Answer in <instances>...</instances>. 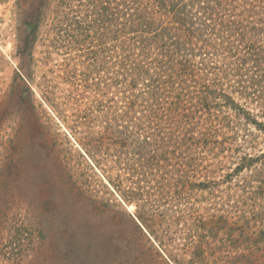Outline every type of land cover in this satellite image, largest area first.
<instances>
[{
  "label": "rangeland",
  "instance_id": "rangeland-1",
  "mask_svg": "<svg viewBox=\"0 0 264 264\" xmlns=\"http://www.w3.org/2000/svg\"><path fill=\"white\" fill-rule=\"evenodd\" d=\"M62 10L60 0H0V264H264V130L241 122L233 142L197 150L190 175L212 184L184 206L206 226L165 205L145 229L109 183L127 187L124 160L96 151L104 174L87 154L101 116L93 85L111 78L117 54L61 46ZM240 104L264 123L263 100Z\"/></svg>",
  "mask_w": 264,
  "mask_h": 264
},
{
  "label": "trees",
  "instance_id": "trees-1",
  "mask_svg": "<svg viewBox=\"0 0 264 264\" xmlns=\"http://www.w3.org/2000/svg\"><path fill=\"white\" fill-rule=\"evenodd\" d=\"M60 6L61 46L95 43L117 54L111 78L93 85L101 116L87 154L95 167L110 172L95 160L98 150L124 160L127 187L110 177L109 183L136 206L134 220L145 229L166 205L201 230L203 217L184 206L189 191L212 184L190 175L197 150L233 142L241 122L264 130L247 108L264 103V0H60ZM30 25L34 41L39 24ZM240 165L235 172L247 167Z\"/></svg>",
  "mask_w": 264,
  "mask_h": 264
},
{
  "label": "bare ground",
  "instance_id": "bare-ground-1",
  "mask_svg": "<svg viewBox=\"0 0 264 264\" xmlns=\"http://www.w3.org/2000/svg\"><path fill=\"white\" fill-rule=\"evenodd\" d=\"M129 210H131V208Z\"/></svg>",
  "mask_w": 264,
  "mask_h": 264
}]
</instances>
